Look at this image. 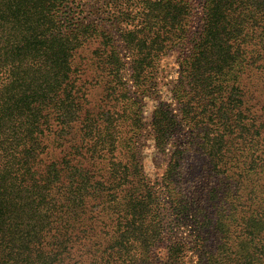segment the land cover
I'll list each match as a JSON object with an SVG mask.
<instances>
[{
  "label": "trees",
  "instance_id": "obj_1",
  "mask_svg": "<svg viewBox=\"0 0 264 264\" xmlns=\"http://www.w3.org/2000/svg\"><path fill=\"white\" fill-rule=\"evenodd\" d=\"M74 1L0 0V264H158L155 247L162 227L154 186L134 155L122 159V122L129 116L108 109L104 113L109 121L104 123L103 113L92 115L75 76V54L92 37L99 41L93 51L97 67L119 65L114 37L106 24L80 17L73 27L64 25L62 10ZM131 1L140 9L135 17L130 12L137 23L124 31L118 27L121 0H109L108 5L120 12L110 18L111 25L120 31L141 76L165 43L174 41L179 15L184 9L191 11L192 4L190 0ZM245 2L249 7H243ZM206 10L199 53L235 50L236 58L221 68L227 73L243 58V46L233 45L236 40L244 44L257 27L256 32L264 33V0H206ZM247 10L253 13L249 24L229 30L221 23L226 12ZM251 25L253 29L246 31ZM108 42L113 60L109 57L107 62L102 47ZM219 85L224 88L222 82ZM193 99L183 102L185 112L199 108ZM224 104L209 116L212 124L200 136L216 170L207 192L223 190L212 208L205 195L200 200L201 209L193 216L197 256L190 264H235L241 258L243 264H264V133L251 123L236 136L237 142L226 141L214 120L222 111L230 117L234 109L236 119L242 121L245 94L240 85L232 88ZM168 115L163 108L157 110L154 128L160 146L167 144L169 128L174 126L173 116ZM52 134L62 148L58 158L50 156L46 144ZM185 151L176 153L183 158ZM174 165L178 167L179 158L170 163L171 169ZM93 201H97L96 216L111 214L113 226L109 244L101 250L104 260L98 262L89 261L92 239L98 236L95 223L89 222L93 216H88ZM185 207L191 209L189 202ZM204 220L216 224L213 240L204 238V225H199ZM184 252L183 246L169 247L167 262L185 264Z\"/></svg>",
  "mask_w": 264,
  "mask_h": 264
},
{
  "label": "rangeland",
  "instance_id": "obj_2",
  "mask_svg": "<svg viewBox=\"0 0 264 264\" xmlns=\"http://www.w3.org/2000/svg\"><path fill=\"white\" fill-rule=\"evenodd\" d=\"M108 2L109 0H76L62 10L66 13L62 21L67 27H73L78 17L87 22L92 20L106 24V29L114 37L112 44L117 50V57L120 58L119 65L111 63L105 65V70L98 68L97 56L93 51L99 41L95 37L90 38L91 42H87L75 54L77 85L83 86L82 90L87 94L88 105L85 107L90 108V113L96 117L103 113L104 123L109 121L104 113L108 109L114 111L117 116L123 115L124 112L125 116H129V120L122 122L124 131L121 143L124 149L122 159L134 155L142 173L154 186L162 227V236L155 247V254L160 261L158 264H170L167 262L168 248L182 246L185 248L183 260L185 264H190L197 256L194 251L197 221L193 216L201 209L200 200L205 195L209 198L208 208H212L223 190L219 188L212 194L207 192V188L211 186H207L208 181L216 174V170L209 163L208 149L201 144L200 139L212 124L209 116L218 113L219 106L225 108V104L221 105V102L227 101L232 88L240 85L245 94L242 121L238 122L240 120L236 119V112L232 109L230 117L222 111L214 122L221 126L220 133L231 143L237 142L236 136L241 135L242 131L246 132L247 126L251 123L257 124L262 134L264 133V33L256 32L257 27L244 44L242 40L239 43L236 40L233 45L243 46L241 47L243 58H240L239 64L229 72H223L224 68H221L229 62L232 63L237 53L232 49H227L221 55L199 53L201 51L199 44L205 36L206 0H190L192 9L181 11L174 41L165 43L167 46L159 50V57L155 63L146 68L140 76L133 67L131 52L125 40L119 36L120 31L111 25L113 20L110 18L120 12L111 9ZM132 2L134 1L121 0L120 8L123 12L118 17L120 24L118 27L123 31L137 23V19L134 20L131 15L135 17L140 9H135ZM243 7H249L247 2ZM132 11L133 14L130 15ZM69 15L72 16L70 20L67 18ZM225 15L221 23H226L229 30H237L250 23L253 13L247 10L242 14L226 12ZM253 27L254 25H251L246 31ZM102 49L106 50L107 62L109 57L113 60V57L109 56V51L113 50L110 43L108 42L107 46L104 44ZM111 67L113 69L110 74ZM188 72L191 75L186 77ZM215 76L218 77L217 81L213 78ZM220 82L224 84V88L219 85ZM193 95L195 96L193 102L198 103L199 108L190 113L185 112L183 102L193 98ZM160 108L169 111V118L173 116L171 124L174 122L172 124L174 126L169 128V140L165 146L157 143L154 128L157 110ZM196 113L200 114L195 116ZM253 128L255 130V127ZM54 140L55 135L52 134L47 138L46 144L51 152L50 156L58 158L62 148ZM177 149L186 150L183 158L176 153ZM176 158H179V165L178 167L174 165L171 169L170 163ZM171 173L173 177L170 180L168 175ZM169 180L170 189L167 187ZM94 202L97 201L92 202L93 211L89 212L88 216H93L89 222L95 223L98 236L92 239L94 247L89 254V261L98 262L104 260L100 258L101 250L109 244L113 226L110 223L111 214L102 212L96 216L98 211ZM188 202L190 210L185 207L188 206ZM199 225H204V238L210 236L213 240L212 234L216 230L214 221L210 224L204 220ZM252 251H255L254 248ZM242 261H244L242 258L238 259L235 264H243Z\"/></svg>",
  "mask_w": 264,
  "mask_h": 264
}]
</instances>
